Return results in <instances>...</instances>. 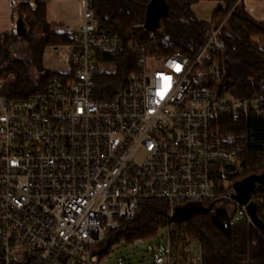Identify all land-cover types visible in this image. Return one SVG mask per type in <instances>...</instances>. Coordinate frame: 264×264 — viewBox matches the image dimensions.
Segmentation results:
<instances>
[{
    "label": "built area",
    "instance_id": "1",
    "mask_svg": "<svg viewBox=\"0 0 264 264\" xmlns=\"http://www.w3.org/2000/svg\"><path fill=\"white\" fill-rule=\"evenodd\" d=\"M83 2L82 22L63 30L70 42L50 47L71 64L70 74L25 99H6L3 87L13 76L0 78V264H102L110 230L149 201L166 204L169 221L187 204L228 203L234 222L261 236L248 204L233 198L231 178L257 145L264 92L223 91L217 63L203 62L225 49L224 22L205 31L195 58L130 44L135 71L104 99L96 92L98 66L117 67L109 59L127 46L100 32L92 2ZM6 37L0 35V56ZM225 119L244 129L221 134ZM250 203L264 215V186L256 185ZM166 230V252L149 264H202L199 242Z\"/></svg>",
    "mask_w": 264,
    "mask_h": 264
},
{
    "label": "trees",
    "instance_id": "2",
    "mask_svg": "<svg viewBox=\"0 0 264 264\" xmlns=\"http://www.w3.org/2000/svg\"><path fill=\"white\" fill-rule=\"evenodd\" d=\"M90 1L98 30L119 36L127 46L123 56L109 59L117 63V71L99 73L96 77V92L102 98L111 97L135 71L136 57L128 50L130 44L146 47L160 56L195 58L206 42L205 31L223 22L220 38L225 42V49L207 54L204 64L217 63L223 75V91L236 97L264 92L261 87L264 84V51L255 42V38L264 41V24L248 15L243 0H164L169 13L155 32L145 28L147 9L153 0ZM202 1L218 3L211 24L200 21L193 12V7ZM11 2L15 22L22 19L27 33L18 35L15 30L6 37L0 56V78L12 75L13 79L5 83L2 94L6 99H25L46 90L57 76L44 67L46 50L70 40L62 28L48 24L49 0ZM243 129V122L231 123L225 119L221 134L230 135V132ZM255 138L257 145L242 156L244 170L231 178L234 182L264 172L262 123L255 122ZM203 205L206 204H187L188 214H179L169 221L170 209L166 204L144 202L132 221H119L110 230L103 243L104 253L120 240L131 244L136 240L149 241L157 238L161 230L174 227L179 237L183 235L200 243L202 264H264V215L255 203L256 225L261 236L246 223L234 222V210L228 204L220 203L210 210L211 204Z\"/></svg>",
    "mask_w": 264,
    "mask_h": 264
},
{
    "label": "rangeland",
    "instance_id": "3",
    "mask_svg": "<svg viewBox=\"0 0 264 264\" xmlns=\"http://www.w3.org/2000/svg\"><path fill=\"white\" fill-rule=\"evenodd\" d=\"M217 7L218 4H216V2L202 1L194 6L193 9L194 13L196 14L195 16L198 19H201L205 23L211 24L213 13ZM255 42L264 51V41L255 38ZM44 67L48 71L57 74V76H63L72 72L71 64L66 62L61 55H55L52 51V48H48L44 54ZM201 69L198 70V73H201ZM116 71L117 67L115 65L98 66V72L100 74L114 73ZM9 76L10 75L3 78L6 79ZM259 78L260 77L256 79ZM198 81L199 79L196 80V82ZM261 87L264 90V84H262ZM228 205L231 206L230 204ZM217 206H219V204ZM167 243L168 240L166 229L161 230L157 238L149 241H143L137 246L128 243L123 239L120 240L119 243L113 245L108 252L103 254L102 264H149L154 255L165 254Z\"/></svg>",
    "mask_w": 264,
    "mask_h": 264
},
{
    "label": "crops",
    "instance_id": "4",
    "mask_svg": "<svg viewBox=\"0 0 264 264\" xmlns=\"http://www.w3.org/2000/svg\"><path fill=\"white\" fill-rule=\"evenodd\" d=\"M243 4L254 21L264 24V0H243ZM84 9L83 0H49L47 22L63 30L66 26L76 29L83 20ZM16 22L11 0H0V35H11L16 30Z\"/></svg>",
    "mask_w": 264,
    "mask_h": 264
},
{
    "label": "water",
    "instance_id": "5",
    "mask_svg": "<svg viewBox=\"0 0 264 264\" xmlns=\"http://www.w3.org/2000/svg\"><path fill=\"white\" fill-rule=\"evenodd\" d=\"M169 13V7L164 0H153L147 9L145 28L149 32H155L159 26L161 20ZM16 30L18 35H26L27 29L25 28L24 21L18 19L16 22ZM256 185L264 186V172L261 175H252L244 180H241L235 184L236 195L233 197L241 205L249 206V212L254 221H256L255 206L250 203L251 196L255 190ZM214 207L212 204L209 210ZM190 210L188 208H178L175 210V216L179 214H188Z\"/></svg>",
    "mask_w": 264,
    "mask_h": 264
},
{
    "label": "flooded vegetation",
    "instance_id": "6",
    "mask_svg": "<svg viewBox=\"0 0 264 264\" xmlns=\"http://www.w3.org/2000/svg\"><path fill=\"white\" fill-rule=\"evenodd\" d=\"M217 205H214V207H216Z\"/></svg>",
    "mask_w": 264,
    "mask_h": 264
}]
</instances>
